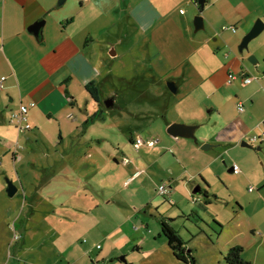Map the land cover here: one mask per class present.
<instances>
[{
	"label": "crops",
	"instance_id": "1",
	"mask_svg": "<svg viewBox=\"0 0 264 264\" xmlns=\"http://www.w3.org/2000/svg\"><path fill=\"white\" fill-rule=\"evenodd\" d=\"M184 5L187 10H183ZM198 9L200 6L197 0H66L63 4L59 0H0V77H7L5 88L0 90V122L4 123L6 113H10L9 117L12 111L20 108L21 103L29 105L36 102L28 112V119L38 129L29 135V139L39 143L46 138L45 152L53 154L56 161L53 164V176L48 178L51 169L44 168L50 171L45 173L43 183L35 191L23 184L25 193L19 195L21 202H24L23 210L28 204L32 211L40 202H54L59 203L51 205L53 211H56L57 207L63 208L69 203L68 207L72 211L59 210L60 217H70L72 222L80 218L86 223H92L88 229V233H92L95 230L92 217L112 201L109 184L105 179L96 181V171L108 170L113 158L124 168L123 176L126 178L123 188L140 180L146 172L147 162L148 166H153L163 158L171 162L181 159L185 163L196 162L197 171L189 168L190 173L187 168L180 171V178L184 177V180L164 178L161 183H168L170 190L167 195L170 193L172 204L179 205L183 215L188 213L185 197H191L192 202L200 203L204 209L208 208L204 193L196 191L198 186L205 188L197 180V175H202L210 182L204 171L205 161L200 158L201 148L208 145L204 149H210L238 140L247 143L244 139L251 142V137L248 139L247 135L254 129L252 126L260 124L257 128L261 129L264 125V110L258 112L262 106L255 100L250 108L243 102L246 107L244 113L247 115L239 117L234 124H229L233 120H228L223 104L219 100H212L217 89L225 86L226 78L223 76V64L214 58V54L237 53V45L252 29L256 19L264 17V0H207L201 10L204 11L206 31L203 35L198 33L194 23ZM38 20L44 21L39 36L30 31V26ZM127 25L136 27L137 33L140 32V26L143 27L139 39L151 43L149 50L141 52L145 58L152 59L154 54L151 53H167V67H156L157 81L164 86L166 81L174 80L177 86L176 93L170 89L159 91L161 98L164 96L160 101L156 94L150 98L148 91L143 93L146 95V99L143 97V106L150 99L155 105L152 106L153 115H145L153 120L143 119L139 125L123 122L128 105L119 102L116 95L107 98L114 99L113 107L108 108L105 104L108 109L119 110L117 116H111L86 89V85L95 82L100 91L101 81L109 74L102 68L97 71L94 64L87 66V56L89 53H97L101 42L103 48L100 53H108L110 43L113 42L110 51L113 55H127L119 45L131 38L125 29ZM226 25L235 26L236 31L231 27L224 28ZM223 28L227 31L221 34ZM168 53H175L174 57ZM154 65L157 66L155 61ZM220 73L223 76L221 82L216 79ZM253 82L242 84L246 87ZM166 90L173 97H168ZM45 116L47 120H44ZM93 116L94 120H90ZM246 120L253 122L251 127L246 126ZM87 121L89 123L85 125ZM222 121L225 133L228 134L225 138L229 140L225 139L221 143L210 135L209 126L221 124ZM48 122L57 124L55 132L45 131L46 126L50 128ZM173 123L199 125L195 133L201 128L206 131L201 132L196 145L194 141H189L192 138L170 134L167 129ZM142 134L147 136L146 140ZM139 137L145 143L137 149L134 143ZM126 139H130L129 144L138 151V156H133V159L125 154L128 147ZM151 140L155 141L154 145L149 143ZM158 143L161 147H158ZM17 150L16 147L13 153L15 161L21 158ZM153 154L156 157L150 161ZM199 160L201 164L197 162ZM52 185L47 193V188ZM104 187L109 189L107 196ZM40 189L45 193H39ZM180 191L183 195L179 194ZM0 197L5 199L6 195ZM210 201L212 203L211 198ZM5 219L12 229L11 218ZM131 219L132 215L128 214L118 227ZM112 232L105 228L98 239L101 237L104 241L109 240ZM201 232L204 230L201 229ZM222 233L223 230L220 237ZM88 251L84 253L88 254ZM107 251L113 255L118 248L112 246ZM68 264H78V260L69 261Z\"/></svg>",
	"mask_w": 264,
	"mask_h": 264
},
{
	"label": "rangeland",
	"instance_id": "2",
	"mask_svg": "<svg viewBox=\"0 0 264 264\" xmlns=\"http://www.w3.org/2000/svg\"><path fill=\"white\" fill-rule=\"evenodd\" d=\"M182 8L187 10L186 5ZM198 12L194 21L197 15H204V11L198 9ZM260 18L264 20V17H259L256 21ZM125 29L131 38L119 45L122 46L121 49H125L127 55H113L110 52L113 42L110 43L108 53H100L103 48L101 42L98 44L97 53H89L85 64H94L97 71L102 68L105 73H109L100 83V106L111 116H117L118 109H108L105 105L107 98L116 95L119 102H126L128 105L123 122L139 125L143 119L153 120L145 117L147 113L153 115L152 106L155 102L150 99L153 98L152 94H156L160 101L164 96L161 98L159 91L169 89V81L164 86L157 81L156 71L158 66L167 67L168 56L167 53H151L154 54L152 59L145 58L141 52L149 50L151 43L139 39L143 27L140 26L139 33L134 26L127 25ZM226 31L224 28L220 30L221 34ZM198 33L203 35L206 31L203 28ZM241 42L237 45V53L214 54V58L223 64V76L226 78L225 86L217 89L212 100H219L223 104L228 120H233L229 124H234L239 117L247 115L244 111H239V101L247 103V108H250L255 100L262 106L258 112L264 110V31L250 42L249 48L244 52L240 51ZM168 54L173 58L175 53ZM252 55L258 59V63L250 60ZM229 72L240 76L247 72L255 80L252 85L243 87L241 78L230 82ZM223 76L221 73L216 76L217 81H223ZM75 87L79 88L78 85ZM147 91L150 101L143 106V97L146 99L143 93ZM166 91L168 97H173L171 92ZM9 114L6 113L7 119L4 123L0 122V195H6L5 199L0 197V264H68L76 259L78 264H193L185 263L174 256L167 240L161 235V218H166L188 242V247L193 249L197 259L196 264H228L225 255L235 245L243 246L244 259L252 264H264V143H251L244 139L249 145L238 140L222 146L218 144L219 146L210 149L201 148L200 158L205 161L204 171L210 182L202 175H197V180L209 190L212 203L204 209L200 203L192 202L191 197H185L187 215H183L179 205L171 203L170 193L162 195L159 188L164 178L184 180L179 173L186 168L188 173L189 169L197 171L196 162L185 163L182 159L171 162L164 158L153 166L150 165L152 163L148 166L147 162L146 172L140 180L128 188H123L126 178L123 176L124 168L113 158L109 169L104 172L96 171L95 178L96 181L105 179L109 184L112 201L94 214L92 218L95 230L88 233L92 223H86L80 218L73 219L75 222H72L70 217H60L59 210L72 211L68 207L69 203L63 208L57 207L56 211H53L51 205L59 203L54 202H40L32 211L28 204L23 210L24 202H21L19 196L25 193L23 184L35 191L43 183L45 173L50 171L44 168L51 169L48 178L53 176V164L56 161L53 154L48 155L45 152L46 138L39 143L29 139V135L38 129L34 127L37 125L30 120L32 129L19 134L15 124L10 121ZM47 119L45 116L44 120ZM48 123L50 128L46 126L45 131L55 132L57 124ZM252 123L251 120H246V126L251 127ZM223 124L224 121L209 126L210 135L221 143L228 137ZM258 126L260 124L252 126L254 129L250 130L248 139L264 134V125L261 129ZM202 131L206 129L201 128L196 133L198 141ZM142 135L146 140L147 136ZM126 140L128 147L125 154L133 159V156H138V151L129 144L130 139ZM189 141H194L197 145L194 139ZM157 145L161 147L160 143ZM16 147L21 157L17 161L13 157ZM155 157L153 154L149 160L153 161ZM197 162L201 164L202 161ZM209 162L212 164L208 165ZM235 164L240 166L241 172L230 170ZM9 180L19 187V192L14 196L8 193ZM206 183L210 185L209 188ZM52 187L53 185L49 186L46 192ZM108 188L104 187L106 196L109 193ZM43 189L39 193H45ZM179 194L183 195V192L180 191ZM128 214L132 215L131 221L119 228V224ZM5 217L11 218L12 229ZM136 226L141 230H136ZM105 228L113 230L110 239L106 241L101 237L98 239ZM218 238L221 240L218 241ZM112 246H116L118 251L110 255L107 250L112 249ZM85 250H89L88 254L84 253Z\"/></svg>",
	"mask_w": 264,
	"mask_h": 264
},
{
	"label": "water",
	"instance_id": "3",
	"mask_svg": "<svg viewBox=\"0 0 264 264\" xmlns=\"http://www.w3.org/2000/svg\"><path fill=\"white\" fill-rule=\"evenodd\" d=\"M66 0H59L60 4H63ZM197 3L200 6V11L205 7L207 0H197ZM195 27L196 30L199 31L205 27L204 25V17L202 14H199L195 17ZM44 26V21L43 20H38L34 24L30 26V31H32L35 35L39 36L42 34V27ZM264 31V20L263 19H258L252 29L244 36L241 44H240V51L244 52L246 49L249 48L250 42L258 37L262 32ZM250 60L253 63H257L258 59L255 57V55H252L250 57ZM168 87L169 89L176 93L177 92V86L176 82L174 80L168 82ZM106 105L108 108L114 106V99L110 98L109 100L106 101ZM199 127V125H186L182 123H173L168 127V132L172 134L175 137H187V138H192L195 141H198V138L195 133V129ZM245 145H249L248 143H244ZM204 148H208V145ZM233 171V167L230 169ZM200 189H197L198 191ZM18 191V187L14 184L12 180L8 181V193L10 196H14Z\"/></svg>",
	"mask_w": 264,
	"mask_h": 264
},
{
	"label": "trees",
	"instance_id": "4",
	"mask_svg": "<svg viewBox=\"0 0 264 264\" xmlns=\"http://www.w3.org/2000/svg\"><path fill=\"white\" fill-rule=\"evenodd\" d=\"M86 89L95 101L100 102L101 100L100 91L95 82H91L88 85H86ZM67 94L69 95L68 91H67ZM91 118L92 119L90 120H94L95 116ZM89 121H87L85 125H87ZM206 184L209 188L210 185L208 183ZM198 188L200 189L201 192L204 193V197L206 200L205 203L207 205L210 204L211 201H210V196H209L210 194L209 190L207 188L203 189L201 186H198ZM161 235L165 237L174 256L178 260H181L185 263H193V264L197 263V259L194 255L193 249H190L188 247V242L185 241L184 238L180 235V233L169 224L166 218H161ZM243 253H244L243 246L241 245L232 246L227 251V254L225 255V260L228 264H252L250 261L243 258ZM129 264H132V263H129Z\"/></svg>",
	"mask_w": 264,
	"mask_h": 264
},
{
	"label": "built area",
	"instance_id": "5",
	"mask_svg": "<svg viewBox=\"0 0 264 264\" xmlns=\"http://www.w3.org/2000/svg\"><path fill=\"white\" fill-rule=\"evenodd\" d=\"M183 12V10H182ZM224 28H230V27H224ZM233 31H236V27L232 26L231 27ZM1 49V47H0ZM243 83L244 84H249L251 83L253 80H255L254 77L250 76L247 72H244L242 74V76H240ZM230 82H233L234 80L238 79L239 76L234 74V73H230ZM7 77L6 76H2L0 77V90L5 88V81H6ZM36 105V102H31L29 105L27 104H23L21 103L20 108L18 110H14L12 111L11 114V118L10 121L12 123L15 124L16 129L18 131L19 134L21 133H25L27 130L32 129V124L28 119V112L30 110V108L34 107ZM237 107L239 109V111L243 112L245 111V104L242 101H239L237 103ZM259 141H264V134L261 135H255L253 137H251V142H259ZM145 143L144 139L139 137L137 138V140L135 141L134 145L136 146L137 149H140V147ZM149 143L151 145L155 144L154 140L149 141ZM233 171L235 173H239L241 172V168L238 164H235L233 166ZM160 194L162 195H167L169 190H170V186L168 185V183H162L160 185Z\"/></svg>",
	"mask_w": 264,
	"mask_h": 264
}]
</instances>
